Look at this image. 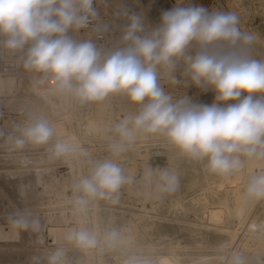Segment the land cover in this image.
<instances>
[{
    "label": "clouds",
    "instance_id": "1",
    "mask_svg": "<svg viewBox=\"0 0 264 264\" xmlns=\"http://www.w3.org/2000/svg\"><path fill=\"white\" fill-rule=\"evenodd\" d=\"M128 24L121 37L122 47L102 53L91 40L77 41L69 33L89 28L99 20L94 0H0V36L10 51L27 47L24 67L48 74L56 91L71 92L81 103L102 102L122 93L130 102L142 105L135 115L125 116L113 132L112 157L128 150L138 135L166 138L185 158L203 162L206 170L220 176L241 171L245 160L264 158V60L251 55L256 37L242 31L232 12L209 11L204 5L182 6V0L162 12L158 26L149 28L138 13L124 12ZM97 23L93 31H106ZM182 76L204 92L215 93L212 104L179 99L165 91L161 81L178 84ZM46 119L38 118L21 129L15 139L18 147L26 143L46 145L54 136ZM57 158L88 153L72 141L57 140L52 146ZM243 158V159H242ZM160 194L179 188V177L171 170L147 169ZM126 175L114 158L95 162L90 175L76 183L75 204L83 211L93 200L118 201ZM248 197L264 199V172L251 177ZM16 228L38 231L40 221L20 214L12 218ZM67 241L90 250L100 243L95 232L73 229ZM120 233L112 230L104 237L109 246L117 245ZM65 252L57 248L48 264H64ZM125 264H149L130 257ZM230 264H245L234 253Z\"/></svg>",
    "mask_w": 264,
    "mask_h": 264
},
{
    "label": "bare ground",
    "instance_id": "2",
    "mask_svg": "<svg viewBox=\"0 0 264 264\" xmlns=\"http://www.w3.org/2000/svg\"><path fill=\"white\" fill-rule=\"evenodd\" d=\"M97 1H98L97 9L102 18L100 25L101 26L107 25V30L104 31L107 37V45L105 46L103 50H101L102 53H107V52L113 51L123 46L121 43V37L123 35L124 27L129 22L127 17L124 15L125 11H127L128 13H138L142 15L144 17L146 26L149 28L156 27L160 23V20L157 18L158 12L156 10L155 4H152V2L149 0H137L138 6L136 10L134 9L135 11H129L128 10L129 8L127 9V6H124L125 9H124L123 15L121 16L119 20H116V21H112L107 16L109 2H111L112 0H97ZM170 1L171 0H162V7L160 8L158 7V10L159 11L167 10L168 9L167 4L170 3ZM184 1L186 2V0H182V3ZM226 2H227L228 8L223 9V11L221 12H232L238 16L239 21H240L239 26L241 30L251 33L256 37L253 45L257 47V49L264 56V36L260 33L259 29L252 26V23H251V17L253 13L260 14L262 17H264V0H226ZM171 5H173V3ZM69 35H71L73 39L77 41H82L83 38L90 39L92 37V33L84 31L82 29L79 30L78 32L71 31ZM3 37L4 36H2V41L5 42V37L4 39ZM3 44L4 43H2V49L0 51V59L4 58L5 61L9 60L10 58L12 59L14 58L17 61L21 60V56L19 54L17 55L13 54ZM25 69L27 68H25L24 65L21 64L20 67L15 72H9V73H5L3 71L0 72V103H5L7 100H11L9 96H15L16 92L19 91L22 85L21 81L23 80V78H21L22 72ZM176 76L180 80V83L178 84L173 85V84L166 82L165 80H162L161 83L166 92L171 94L174 97V99H179L181 97H184V94H187L185 92L186 90H184L185 89L184 84L186 82H185V79L184 80L180 79V77L182 76V73L180 74L179 72L176 71ZM32 87L34 88V91L44 96L48 100V103L59 101L60 103H63L62 105H66V103L71 104L72 100L75 99V96L71 92L56 91L57 85L50 86L46 82V77H45V74L43 76V73H39V80L35 81V83L32 84L31 88ZM197 92L198 91H194L193 93H197ZM206 94L207 95L205 96L204 104L210 105L214 101L215 93L209 90L207 91ZM124 97L120 98V96L117 97L115 94H113V95H110L108 98H106L104 101H102L101 104L105 110H104V114H101L99 116V122L97 121L98 123L96 122V125L99 124V126L100 125L103 126L105 123H107L106 125L109 126L110 123L112 122L117 124L125 116L135 115L141 110L142 105H136L130 102V100L127 97L126 98ZM187 97L191 98L190 96H187ZM69 104L67 105L69 106ZM32 122L34 121L30 119V121L27 122L24 127H26ZM51 126L54 128L55 132H54V136L49 142L55 143L57 140L72 141V142H75L77 145H79L81 148H83L82 145L80 144V140L77 136L76 131L73 129L72 121L70 117H66L65 115L63 119H60V121H58L55 124L52 123ZM100 133H101V130H100ZM131 146H132V151L131 153H129L130 154L129 155L130 165H128V163L126 164L121 163L120 166L122 167V169L126 171L128 170H133L134 172L135 170H137L138 172L140 171V173L137 175L136 173H134L136 175V184H138L136 193L140 195V192L142 191L145 195V199L151 200L153 206L148 208L147 206L148 204L146 205V202H142V204L138 205L139 203L134 202V201L113 203V202H97V200H94V202H89L83 211H80L77 205L75 204V207L72 210V214H73V217L75 218V221L73 223H76V224L62 227L61 224L60 226L59 224L57 225L56 223H54L53 217L52 216L50 217L49 221H51V223L50 224L48 223L50 226H48L46 233L48 234L47 236H50L53 240L52 246L54 245L56 248H63V249L70 248V249L76 250L77 246L74 243H70L69 241H67L66 236L73 229H79V228L87 229L86 221L89 219V217H92L96 224V228H95L96 231L98 230V227H99V221H102L104 223L108 222L109 225H113L115 229H117V231L120 233V237H121L120 242L116 246L120 247L121 245H123V246L128 247L132 251H141V252L144 251L143 255H147V257H143L141 259L149 261V264H219V262H222V261L224 264H229L233 257V254L240 251V249H242L244 259H252L253 257H256L258 252L261 249H263L264 236L262 235L260 231H257L256 233H254L251 230L253 226V222L255 221L257 214H258V212L255 211L256 202L253 198L248 197L246 191H243L241 186L248 180L249 177H251L252 174L255 173L257 169L261 170L262 168H264V158L245 160L244 167L241 169L240 172L227 176V177L204 172L203 178H201V180L199 181L197 177L189 175V170L187 167L188 159L185 158L174 146L170 145L167 142L165 137L158 136V135L156 136L138 135L136 141ZM152 146H156V152L155 151L152 152L151 150L149 153V150L151 149ZM84 150L86 151V149ZM81 158H83V156H80V155H76L74 157H69V158H63L67 160L68 165L70 167V170L68 172L69 173L68 178H70V181L73 187L76 185V183L81 177L90 175L91 169L93 167V163L92 164L87 163L86 161L81 162ZM203 162H200V163H203ZM83 166L85 167V169L82 168ZM52 167L55 168L54 166ZM0 168H2V166H0ZM164 168L171 170L179 177V181H180L179 188L176 192L172 194H160L156 189L155 181L148 179L145 175L147 169L158 170V169H164ZM4 172L2 171V174ZM8 173H9V170H8ZM22 174L24 173L22 172ZM36 175L34 177H36ZM30 177L28 176V178L26 179H29ZM16 178L17 177H15V179ZM31 179L30 181H32ZM8 180H9V177H8ZM17 182H20V181H17ZM32 183L30 184L32 185ZM28 186L30 185H27V187ZM1 187L2 189L4 188L3 186ZM27 187H26V191L28 189ZM4 191L0 189V196L2 197V199H5L8 201V203L7 202L5 203H7L8 207L12 209L9 212H13V209H16L18 204H16L15 202H12L13 200L12 196H10L8 193H5ZM11 192L12 191H10V193ZM183 202H189L190 205L192 206V208L189 207V209L190 210L193 209L194 211L193 218H190L188 216L186 218L172 217L170 215V213L174 212V208L184 207ZM161 203L163 205L164 204L167 205L168 208L166 212L159 213L157 211H153L156 208V205L159 206ZM37 212H38V209H37ZM100 214H102V216L98 219V216ZM13 216L15 217L14 214L11 217L5 216L2 219L3 221H0V240L1 242L12 239V238H19L21 236V232L22 234H26L24 233L25 231L27 232V229L16 228L13 226V223L11 221ZM31 216H34V215H31ZM46 217H49V216H46ZM61 219L63 222V220H66L67 218L66 216H64V217H61ZM161 219H164L165 221L170 222V223L172 221L179 222L178 226L172 224L173 226L171 228H173L175 231L186 230L187 233L183 235L189 237V239H187V242L182 243L181 241H175L173 238H171L172 233H170V231L166 229V226L159 225V221ZM2 222H7L8 224L6 225V224H3ZM234 224L236 225L234 226ZM44 228L45 227H43L42 229ZM42 231L43 230H41V232ZM210 233H213L218 236L216 237V239L210 241L206 237L210 235ZM27 235L28 234H26V236ZM39 236H42V235H39ZM98 239L100 240V243H101V240L103 239V237L102 238L98 237ZM35 243L37 244L38 248H40L39 245L41 246L43 244L42 243L38 245V243L40 242L37 243L36 240H35ZM100 243L98 245H101ZM2 245L7 246L9 245V243L6 241V243ZM159 246H162L165 252L155 254V250L159 249L158 248ZM44 248H47V247H44ZM2 249L3 248L0 247V261L6 262L7 253L8 252L10 253V251H8L7 248L6 250L5 249L2 250ZM11 249L12 248H10V250ZM78 249H79L78 257H79L81 264H108L98 246L90 250H86L82 248H78ZM38 251L40 252L42 256L41 260L43 262H46L47 261V259H45L46 252L42 253V250H38ZM139 254L141 255V253ZM16 256L18 255L16 254ZM37 256L40 257V255H37ZM120 264H125V262L121 261Z\"/></svg>",
    "mask_w": 264,
    "mask_h": 264
},
{
    "label": "rangeland",
    "instance_id": "3",
    "mask_svg": "<svg viewBox=\"0 0 264 264\" xmlns=\"http://www.w3.org/2000/svg\"><path fill=\"white\" fill-rule=\"evenodd\" d=\"M116 1H120V2L122 1L125 4V6H127V9L129 8L128 9L129 11H135L137 9V6H138L137 0L136 1L135 0H112L111 2H109V4L116 2ZM127 1H128V3H127ZM149 1H151L152 4H155L156 10L158 12L157 18L160 20V17H161V14L163 11H159L158 7L159 8L162 7V0H149ZM195 1L194 0H189V1L186 0V2L184 1L182 3V6H188V5H190V3L194 4V2H195V5H204L205 7L208 8V10L210 12L211 11H223V9L228 8L226 0H195ZM129 2H131V3H129ZM178 2H179V0H171L170 3L167 4V8L169 9L170 7L177 5ZM172 3H173V5H171ZM213 8H214V10H213ZM251 23H252V26H254L255 28H258L260 33L264 36V17H262L260 14L253 13L252 17H251ZM0 39H1L0 40L1 41L0 42V51H1L2 43H4V41H2V36H0ZM3 39H4V37H3ZM251 49H252L251 55L254 58L264 60L263 59L264 56L257 49V47L252 45ZM1 59H0V72H2V64L5 61L4 58L2 59V61H1ZM181 70L183 72V64L182 63L178 66L177 72H179L181 74L182 73ZM30 73H31V75H30ZM39 73H42V72H39L36 70L30 71L29 69L23 70L22 76H21V78H23V80L21 81L22 85H21V88L19 89V91L16 92L15 96H9V98H11V100H7L5 103H0V166H2V168H0V177L5 180L4 181L3 179L0 178V184H1L0 189L3 191L5 190L4 191L5 193H8L10 196H12V199H13L12 202H15L16 204H18L17 208L20 209V210H18L17 208L13 209L14 213L9 212L12 209L8 207V204H7L8 201L5 199H2V197L0 196V207H1L0 208V221H3L2 219L5 216L11 217L14 214L16 217V215L18 216L19 214L24 213L23 215H28L29 219H33L35 217L37 219H39L40 228L43 226V227H45L44 228L45 230L42 229L43 228L42 227L41 229H39L38 231L35 232L30 227L27 229L28 233L26 231L24 232V233L28 234L27 236H26V234H22V232H21V236L19 238H12V239L6 240L9 243V245H7V246L2 245L4 243H6V241L1 242V240H0V247L3 248L2 250H4V249L6 250V248H7V250L10 251V253L12 252L11 254L9 252L7 253L6 257H7L8 261L7 260H6V262L0 261V264H4V263L9 264V262H10V264H48V260L46 262H43L41 260L42 256L38 250H42V253L46 252L45 253V257H46L45 259H47V257L53 251H55L57 249L54 245L52 246L53 240L50 236H47L48 234L46 233L47 228H48V226H50L49 224L51 223V221H49L50 217L52 216L54 223H56L57 225L61 224L62 227L70 226L72 224H76V223H73L75 221V218L73 217L72 210L75 207V203H74L75 199L80 194L75 192V189L72 186L70 178H68L69 177L68 172L70 170V167L68 165L67 160L63 159V158L61 159V158L55 157L51 151L52 146L56 142L55 143L49 142L46 145H33L31 143H26L23 148L18 147L15 143V139L21 135V129L24 128V126L26 125L27 122L30 121V119L32 121H35L38 118H43V119H46L51 126L52 123H54V124L57 123L58 121H60V119H63L66 115V117H70V119L72 121L73 129L76 131L77 136L80 140V144L82 145V147L84 149H86V152L88 153V156H86V157L83 156V158H81V162L86 161L87 163H91V164L93 163V165H94L95 162H100V161H103L105 159L114 158L117 160V162L119 164L128 163V165H130V163H129L130 162V159H129L130 154L129 153H131V151H132L131 145L128 147V150L126 152L122 153L119 157H112V153L110 151V145L116 139L115 134L113 132V128L116 124L112 122V123H110L109 126L106 125L107 123H105L103 126L102 125L99 126V124L96 125V122L97 121L99 122V116L101 114H104V110H105L104 107L102 106L101 102H98V103L97 102L81 103L75 97V99L72 100L71 104L66 103V105L69 104V106L68 105L67 106L62 105L63 103H60L59 101H54L51 103L49 102L50 103L49 104L48 100L44 96H42L39 93H37L36 91H34L33 87L31 88L32 84H34L35 81L39 80ZM44 74L45 73H43V76H44ZM45 77H49V75L45 74ZM36 79H38V80H36ZM180 79L184 80L185 78L183 76H181ZM37 84H38V82H37ZM184 88H185L184 90H186L185 92L187 93V94H184V96H190L194 102L204 104V102H205L204 99H205V96L207 95L206 94L207 92H204L197 87L195 88V86L194 85L192 86L190 83H185ZM194 91H198V92L193 93ZM190 92L193 93L194 96ZM119 94H121L122 96ZM115 95L117 97L120 96V98L125 96V94H122V93H118ZM126 97L127 96H125L124 98H126ZM66 112L68 113V115ZM95 119H97V120H95ZM80 124H81V126H80ZM91 126H93V127H91ZM105 126L106 127L108 126L107 129ZM79 130H80V132H79ZM100 130H101V133H100ZM94 138H96V139H94ZM101 139H102V141H101ZM109 140H111V141H109ZM152 147L155 149H153ZM152 147L149 150V153L151 150H152V152L153 151L156 152V146H152ZM145 152H147V151H145ZM205 165H206V161H204L203 163H200V162H196V161H192V160L188 159L187 160V167L189 170V175L197 177L198 180L200 181L201 178H203V176H204V172L210 174V172H208L206 170ZM52 166H54L55 168H53ZM10 167H12V168H10ZM82 168L85 169L84 166ZM8 170H9V173H8ZM10 170H12V171H10ZM2 171L3 172L5 171L4 173H6V174H4V173L2 174ZM256 171L254 174L251 175V177L256 175L257 173L258 174L261 173V171L264 172V168H262L261 170L257 169ZM10 172H11V174H10ZM22 172L24 174H22ZM124 172L126 173V175H129L132 177V182L130 184H126L125 186H123L121 188V190L118 194V201L117 202H133L134 201V202H138L139 203L138 205L142 204V202H146V205L148 204L147 205L148 208L152 207L153 204H152L151 200L145 199V195L142 191L140 192V195L136 193V189L138 188V184H136V175L139 174L140 171L138 172L137 170H135V172H134L133 170H128V171L124 170ZM134 173H136V175ZM8 174H9V176H8ZM34 174L35 175L37 174L36 175L37 178L34 177L35 176ZM14 175H15V177L18 178V180H17V178L15 179ZM28 176L29 177L31 176V177L29 179H26V178H28ZM38 176L41 178H39ZM8 177H9L10 181L8 180ZM10 177H11V179H10ZM251 177H249L248 180L241 186L243 191H246L247 185L250 181L249 179H251ZM22 179H24V180H22ZM30 179L32 181H30ZM33 179H34V181H33ZM17 181H20V182H17ZM39 182H41V183H39ZM18 183H19V185H18ZM30 183H32V185ZM45 183H47V184H45ZM50 183H52V184H50ZM141 184H142V182H141ZM27 185H30V186L27 187ZM1 186H3L4 188L2 189ZM12 187H14V188H12ZM20 187H21V189H20ZM26 187L28 188L27 189L28 192L26 191ZM13 189H15V190H13ZM10 191H12V192L10 193ZM28 193H30L31 195ZM30 197H32V198H30ZM32 199H33V201H32ZM254 200L256 202L255 211L258 212V214H257L255 221L253 222V226H252L251 230L254 233H256L257 231H260L262 233V235L264 236V213H263V211H264V199H260V200L254 199ZM5 202H7V203H5ZM90 202H94V200L90 201ZM97 202H111V201H109V200H97ZM183 203H184V207L174 208V212L170 213V215L172 217H184V218H186L188 216L190 218H193L194 217V214H193L194 211H193V209H191V210L189 209V207L192 208V206L190 205L189 202H183ZM154 205H155V203H154ZM4 208H6V209H4ZM167 208H168L167 205H165V204L163 205L161 203L159 206L156 205V208L154 210L153 209L152 210L157 211L159 213H165ZM26 209L28 212L26 211ZM37 209H38V212H37ZM23 210H24V212H23ZM15 212H17V213H15ZM31 215H34V216H31ZM46 216H49V217H46ZM64 216H66L67 219L63 220V222H62L61 217H64ZM101 216H102V214H100L98 216V219ZM56 217H58L59 219ZM2 223L6 224V225L8 224L7 222H2ZM172 224L178 226L179 222L172 221L170 223V222L165 221L164 219H161L159 221L160 226H166V229H168L170 231V233H172L171 238H173L175 241H181L182 243L187 242V239H189V237L183 235V234H186L187 231L186 230L175 231L173 228H171L173 226ZM235 225L236 224H234V226ZM86 228L89 231L95 232L98 235V237H100V238L103 237V239L101 240V243H100L101 245H98V247H99L100 251L102 252V254H103V256L106 259L108 264H120L121 261L125 262L130 257H136L139 259H141L143 257H147V255H143L144 251H142V252L141 251H132L128 247L123 246V245H121L120 247H117L116 245L115 246L107 245L104 242L105 235L107 233L111 232L112 230L117 231V229H115V227L113 225H109L108 222L104 223L102 221H99V227H98V230L96 231L95 230V228H96L95 221L93 220L92 217H89V219L86 221ZM28 230L30 231V233ZM41 230H43L42 231L43 234H42ZM38 232H40L41 234ZM38 234L42 235V236H39ZM217 236L218 235L210 233V235H208L206 237L208 238V240L211 241V240L216 239ZM34 238H36V239H34ZM35 240L37 243L40 242V243H38V245L43 243L41 246L39 245L40 248H38L37 244L35 243ZM38 240H40V241H38ZM31 242H32V244H31ZM46 242H47V244H46ZM34 244H35V246H34ZM29 246L32 248H30ZM4 247H6V248H4ZM44 247H47V248H44ZM52 247H53V249H52ZM10 248H12V249L10 250ZM78 248L79 247H76V250L70 249V248L64 249V252H65L64 264H81L79 257H78L79 256V252H78L79 249ZM158 248L159 249L155 250V254L165 252V250L162 248V246H159ZM139 253H141V255ZM237 253L243 258L242 249H240V251H238ZM16 254L18 256H16ZM37 255H40V257ZM33 257H35L37 259H35ZM38 259L40 262L38 261ZM243 260H244L245 264H264V247H263V249H261L258 252L256 257H253L252 259H244L243 258ZM11 261H12V263H11ZM219 264H224V263L222 261V262H219Z\"/></svg>",
    "mask_w": 264,
    "mask_h": 264
},
{
    "label": "built area",
    "instance_id": "4",
    "mask_svg": "<svg viewBox=\"0 0 264 264\" xmlns=\"http://www.w3.org/2000/svg\"><path fill=\"white\" fill-rule=\"evenodd\" d=\"M97 6H98V1L94 0V7L96 9H97ZM124 6H125V4L123 2H120V1L110 3L109 8H108V12H107L108 18H110L112 21L119 20L121 18V16L123 15V12L125 9ZM101 19H102L101 15L99 13V20L98 21H93L92 24L89 26V28L82 29L84 31L92 33V37L90 39L83 38L82 41L91 40L93 43H95V45L97 46L98 49L103 50L105 48V46L107 45L106 33L104 31H100V32L93 31V27L97 23H99V24L101 23ZM5 39H6V37H5ZM27 47L28 46H25V48L23 50L11 51L15 55L19 54L21 56V60L19 59L20 61H17L14 58L13 59L10 58L9 60L4 61L2 64V71L5 73L15 72V71H17V69L20 67L21 64L24 65V61L26 59ZM46 82L50 86H56V82L53 79H51L50 76L46 77Z\"/></svg>",
    "mask_w": 264,
    "mask_h": 264
}]
</instances>
